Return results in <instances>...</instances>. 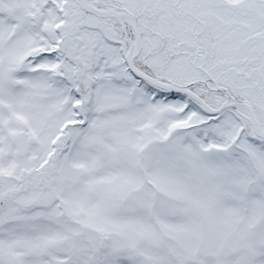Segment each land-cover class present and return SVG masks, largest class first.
Segmentation results:
<instances>
[{"label":"snow or ice","instance_id":"snow-or-ice-1","mask_svg":"<svg viewBox=\"0 0 264 264\" xmlns=\"http://www.w3.org/2000/svg\"><path fill=\"white\" fill-rule=\"evenodd\" d=\"M0 264H264V0H0Z\"/></svg>","mask_w":264,"mask_h":264}]
</instances>
